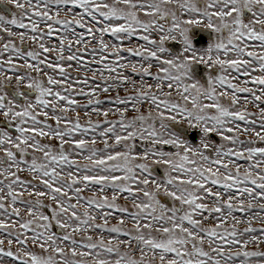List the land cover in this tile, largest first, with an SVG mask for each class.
Masks as SVG:
<instances>
[{
    "label": "snow or ice",
    "instance_id": "1",
    "mask_svg": "<svg viewBox=\"0 0 264 264\" xmlns=\"http://www.w3.org/2000/svg\"><path fill=\"white\" fill-rule=\"evenodd\" d=\"M0 4V264H264V0Z\"/></svg>",
    "mask_w": 264,
    "mask_h": 264
},
{
    "label": "rangeland",
    "instance_id": "2",
    "mask_svg": "<svg viewBox=\"0 0 264 264\" xmlns=\"http://www.w3.org/2000/svg\"><path fill=\"white\" fill-rule=\"evenodd\" d=\"M6 8H10V9H12V11H15V9L12 8L11 5L0 4V11H3V10L6 9ZM52 43H53V44L56 43L55 39H53ZM72 75H73V76H78V75H79V76H82L83 73H82V72H80V73H78V72H72ZM89 76H90V74H89ZM122 95H123V93H122ZM101 99H105V97L102 96ZM81 116H83L82 113H81ZM93 119H95V117H93ZM110 119H115V117H110ZM53 143H55V141H53ZM88 195H91V194L89 193ZM121 203H123V201H121ZM81 211H82V209H81ZM255 226H256V227H259V225H255Z\"/></svg>",
    "mask_w": 264,
    "mask_h": 264
}]
</instances>
